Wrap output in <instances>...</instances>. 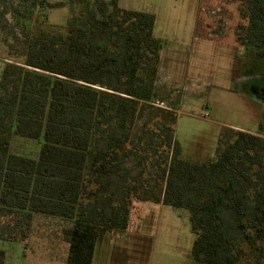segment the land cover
Here are the masks:
<instances>
[{"label": "trees", "instance_id": "obj_1", "mask_svg": "<svg viewBox=\"0 0 264 264\" xmlns=\"http://www.w3.org/2000/svg\"><path fill=\"white\" fill-rule=\"evenodd\" d=\"M50 1L11 9L26 68L5 65L0 80V240L23 242L36 217L56 218L67 223L64 264H91L143 202L188 214L193 264H264V137L224 127L211 158H182L174 90L156 85L165 44L154 15L63 0L68 21L54 29L46 12L62 3ZM234 2L237 41L264 58V0ZM13 138L34 141L36 157L12 152Z\"/></svg>", "mask_w": 264, "mask_h": 264}, {"label": "rangeland", "instance_id": "obj_2", "mask_svg": "<svg viewBox=\"0 0 264 264\" xmlns=\"http://www.w3.org/2000/svg\"><path fill=\"white\" fill-rule=\"evenodd\" d=\"M58 2L61 6L46 12V24L54 29L63 28L69 17L66 1H50ZM6 3L9 10L0 16V80L5 65L26 68L17 56L24 47L22 28L14 24L11 15L18 3ZM119 4L123 9L145 11L155 17L154 36L165 44L159 54L161 68L156 85L174 90L169 102L178 109L175 138L182 158H211L224 127L264 137V58L237 41V35L243 34L237 30L241 24L238 3L120 0ZM19 5L25 12L27 3ZM14 34L17 41L13 40ZM11 56L18 58L12 60ZM3 92L0 88V94ZM11 148L15 153L20 149L27 157L37 155L31 140L13 138ZM130 214V228L98 244L94 253L98 264H107L104 259L110 249L116 251L112 264H193V235L185 211L142 202L132 206ZM66 227L67 223L56 218L36 217L25 241L0 240L4 264H64L67 250L61 232Z\"/></svg>", "mask_w": 264, "mask_h": 264}, {"label": "crops", "instance_id": "obj_3", "mask_svg": "<svg viewBox=\"0 0 264 264\" xmlns=\"http://www.w3.org/2000/svg\"><path fill=\"white\" fill-rule=\"evenodd\" d=\"M137 204H139V205H142V203L141 202H137V203H134L133 204V206L135 205H137ZM132 215L130 214V223L132 222ZM130 225V224H129ZM128 228H130V226L128 227ZM114 235H118V234H108V235H105V236H103L99 241H98V243H97V245H96V247H95V250H94V253H95V251H96V249L98 248V244H101L102 245V240H105V239H108V238H110L111 236H114ZM120 235V234H119ZM115 236V237H116ZM100 246V245H99ZM100 248V247H99ZM116 251H115V249H110V251L108 252V257H106L105 259H104V261L108 264V262H109V264H112L111 263V261H113V255H114V253H115ZM106 255V254H105ZM118 262H120V264H121V261H118ZM91 264H98V262H97V260H94V255H93V259H92V262H91Z\"/></svg>", "mask_w": 264, "mask_h": 264}, {"label": "built area", "instance_id": "obj_4", "mask_svg": "<svg viewBox=\"0 0 264 264\" xmlns=\"http://www.w3.org/2000/svg\"><path fill=\"white\" fill-rule=\"evenodd\" d=\"M155 104H156V105L163 106V104H160L158 101H155Z\"/></svg>", "mask_w": 264, "mask_h": 264}]
</instances>
